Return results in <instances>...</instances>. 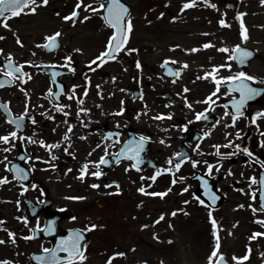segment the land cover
Listing matches in <instances>:
<instances>
[{"label":"flooded vegetation","instance_id":"1","mask_svg":"<svg viewBox=\"0 0 264 264\" xmlns=\"http://www.w3.org/2000/svg\"><path fill=\"white\" fill-rule=\"evenodd\" d=\"M55 1L48 0L47 6L38 8L34 15H20L9 19L8 28L0 27V37H3V39H0V50H2V54H0V80L5 79L2 73L9 55L13 58L14 65L33 64L40 66H26L23 69L24 72L32 77L30 80L25 77L26 83L13 80L11 85L0 88V104H7L10 112V117H6L0 112V136L8 135L15 130L14 126L7 123L6 120L8 118L16 119L18 116L23 115L27 104L28 115L25 117L24 129L22 132H18V137L22 135L31 137L36 141H43L47 145H60V147L51 151V155L56 157L55 160H51L49 151L40 147L38 143V149L34 146L35 144H30L26 141L22 143L19 139L15 141L14 147L11 144L0 145V148H11V151L8 152L1 151L2 155L0 156V161H3L0 163V178H7L9 181V183L0 185V221H3L0 224V228L7 229V231L0 230V240L5 241L4 244H0V261H7L8 264H13V260H24L26 256L30 260L32 253L40 252L50 246V237L52 235L70 229H80L85 232L87 239L84 253H86L90 241V231H85V229L92 225L87 223L94 218V215L101 214L103 216L107 213L106 210L112 198L110 188H117L116 185H119L117 189H123L122 191L130 190L129 183L122 180L123 177L118 172L122 165H128L134 173L150 171L156 174L158 170L172 169L174 171V165H170L168 161L174 157H179L180 160H186L187 162L182 164L177 173L182 178L189 176V179L196 184L197 193L198 177L205 176L207 159L214 156L216 152L214 146L225 145L229 141L233 145H239L241 149L247 148L251 151L256 162L253 163L252 157H248L239 151L237 154L223 160L217 156V163H219L218 166L221 171L215 177V170H213V175L209 177V182L217 192L220 202L217 207L208 208L218 211L221 218H229V214L224 215L223 212H226L224 211L226 204H231L232 224L237 228H242L243 240L249 239L256 232L264 233V227L254 222L255 220H264V213H253L252 211L253 208L259 209L258 203H261L260 197L256 198V195L259 194V184L250 183V178H256L258 182L260 173L264 175V166L261 164V162H264V147H260L261 143H264V136L260 135V132H264V119H257L256 124L250 123L251 118L256 113L264 111V94L249 102L244 118L239 119L235 127L226 128L224 125L230 124L231 119L227 117L221 119L225 111L223 106L230 104L232 96L226 95V86L222 85L218 96L213 97L216 100V104L209 107V104H205L203 101L212 94L216 85L211 78L197 79V77H203L206 73L211 72L213 68H220V71L216 74L217 78H227L239 72H244L255 78V83L249 82L251 87L264 90V83H262L264 81V45L262 52L255 45V31H260V29H255L256 26L247 21L249 18H246L245 15L248 13L239 11V2L234 0H209L210 3L215 5V8L206 7L203 3H198L197 7L183 12L180 9L184 3H181L177 7L178 11L174 13L167 10L169 9L170 0H161L164 6L160 12H157L155 19H151V21L146 20L149 10L147 7L146 11L140 15V21L142 22L143 19L145 25H152V29H147V32L158 39L160 35L168 34L171 42L164 43L161 48L163 54L166 55L161 56L160 59L156 56L150 70L151 73L144 76L141 68L144 66L148 67V65L143 59L145 58L144 49L138 47L135 51L136 55H138V60L134 64L136 66V63L139 62L141 65V68L137 70L140 71V84L130 88V95L121 100L123 102V104L121 103L123 110L121 111L117 108L115 112L121 114L113 115L112 113L111 115L110 113L105 114L103 111L102 117L98 119L95 114L96 110L93 109V117L88 121H83V125L81 120L78 121L76 119L81 131L79 136H84L87 143L90 141L91 136H93L91 141H95L92 134L96 132L100 133V140L111 144L113 140L118 139L119 143L114 144L113 150H107L108 153H116L119 146L128 139L130 134L137 140L140 136L146 137L145 158L151 160L153 168H144L137 171L127 161L116 162L114 157H111L112 155L105 156L104 150L95 155L92 149H87L89 146L87 143L85 151L79 152L78 144H76L78 130L73 125L72 132L69 134L70 139L68 141L63 140L68 128L64 121L69 120L73 116L66 107L64 111L68 113L67 117L60 112H56L54 105L66 106L68 99L62 95L58 100H51L47 94L49 89L55 93L60 88H63L68 95L72 94L71 90L73 88L79 93L85 87H80L78 82L83 79V74L89 70L88 65L79 69L78 61L74 57L71 63V67L75 70L74 72H69L67 68L61 67L65 63L62 52L68 49V44L62 40L61 36L57 41L58 47L53 51H45L41 48L40 52L43 53L44 58L39 59V62L30 59L29 55L26 57L27 50L24 49L27 45L26 41L29 39L28 36L32 24H34L32 29L38 32V29L42 30L46 27V17L50 16L51 13L53 15L52 19L56 20L55 15L58 13L56 7L54 5L50 6ZM122 1L127 3L130 8L128 17L130 19L132 6L128 0ZM102 2L104 3L103 0ZM256 2L259 3L260 0H256ZM66 7L70 8L71 6L67 5ZM151 7L153 9L152 5ZM195 8L198 10V28L189 29L187 31L188 34L183 33L184 29H176L175 31L173 26H181L185 22L184 19L181 20L176 18V16L180 13H182V16L187 15ZM156 9L158 10V7L153 10ZM138 11L140 12L141 9ZM100 13L102 14V11ZM240 14H243L242 22L247 30V40L243 42L240 37L241 21L237 20V16ZM57 16H61V14L59 13ZM221 20L228 24L229 27H221L219 23ZM101 23L105 25L102 19ZM54 26L48 36L60 31L59 24L54 22ZM69 28L75 29L76 24L70 25ZM110 31L112 34L113 30L110 29ZM111 34L109 32L106 35L105 44H107ZM258 34L259 39H261L258 42L261 43L264 40V30ZM175 35H185L189 43L184 46L174 45L172 42H175ZM74 36L73 30H71V42ZM17 38H19L23 47L16 43ZM45 42L44 38L42 45ZM205 44H210L212 47L204 48ZM237 45L253 54L251 59L243 65L237 64L235 61H229L230 53L226 54L218 51L219 48L231 50ZM192 49H197L198 51L193 52ZM17 54H20V56H16ZM120 54H122V58L125 57L124 51L120 52ZM128 57L130 58L131 56L129 55ZM165 61H176V63H169L162 68L161 65ZM111 62L114 61H109L108 63ZM256 62L259 63L257 67L254 66ZM185 64L188 67L182 69L181 66ZM226 64L229 67H221ZM169 70L179 71L181 73L179 78L168 75ZM53 72L59 73L55 77V84L51 83V73ZM173 80H175V83L172 82ZM185 89H188V91L185 92ZM234 95L238 98V94ZM92 98L93 102L102 100L98 91H94ZM32 99H36L37 102L32 103ZM18 100H22V103H17ZM23 100H28V102L26 101L27 103H25ZM227 110L231 111V108ZM41 113L51 115L52 119H49L48 115H41ZM198 113H206L207 120H196ZM156 116H170L171 119H153ZM33 118L36 121L35 124L31 123ZM134 119L135 123L133 122ZM54 120H58L60 126L64 124V127L55 126ZM256 125L259 126V130ZM82 132L87 133L88 137ZM237 132L241 134L242 139H236ZM111 133H119V135L118 137L113 136L112 140H105L104 137ZM85 139L82 140L85 141ZM161 141L164 142L161 143ZM66 147L72 153L66 154L64 150ZM225 149V147H221L220 151ZM228 150L230 153L234 149L229 147ZM76 153L80 154L84 161H78V158H75ZM22 155H27L29 159L27 161L19 159ZM102 156L105 157L108 163L100 166L102 175L99 178H95V181L98 180L99 182L98 188L91 187L93 183L88 182V176H84L83 181L78 179L81 175L80 172L77 177V184L71 182L70 187H66L61 191L54 189V194H51V191L40 178L42 174L40 172L37 173V167L35 166L37 164L46 165V167L52 165L51 171L58 175L63 171L64 167L70 165L72 159L81 169L89 161L93 162V164L98 163ZM238 160L244 171L238 166L235 169H231L234 164H237ZM192 161L199 162L196 168L192 167ZM57 162H60V165ZM6 166L8 168L13 166L23 168L29 175H32V181L27 184V180H16L14 173L7 171ZM95 171L96 168L90 165L88 173ZM229 171H231L232 175H228ZM245 171L249 173L248 181L246 179L241 181L232 180L231 187L228 183H224L226 188L220 186L224 175L238 178V176L247 175ZM162 175L166 177L172 176L168 174ZM37 176L40 177L37 179ZM192 177L195 179H192ZM46 179L49 185L51 183L55 185L56 180H52L51 177ZM106 185L111 186L106 187ZM230 191L234 192L233 194L230 193L232 196L229 195ZM89 194L92 195L90 198ZM115 195L118 194L116 193ZM74 198H82L83 201ZM204 204L207 205L206 203ZM47 221L53 224V233L44 237L41 231L38 230L43 229ZM9 231L14 233L16 241L14 244L9 239ZM28 236H33L34 238L31 240L24 239V237ZM254 241L264 244V236L258 237ZM31 243L45 244V246L31 251Z\"/></svg>","mask_w":264,"mask_h":264},{"label":"rangeland","instance_id":"2","mask_svg":"<svg viewBox=\"0 0 264 264\" xmlns=\"http://www.w3.org/2000/svg\"><path fill=\"white\" fill-rule=\"evenodd\" d=\"M132 6V14L130 20L132 22V32L129 34L126 49H136L142 47L145 54V63L148 67L141 68L142 75L147 76L151 73L152 64L154 59L163 55L161 48L164 43H170L171 39L168 34H162L159 39L149 32L147 29H152V25H145L143 19L140 21V15L149 8L147 12L146 20L151 21L157 16V12H160L164 6L161 0H128ZM240 4L239 11L248 13L247 21L253 23L255 29V45L263 49L264 40L259 43V34L264 30V5L256 0H234ZM247 1V3H246ZM252 1V2H249ZM77 0H56L52 2L50 6L54 5L56 11L61 16H56V20L52 19L53 15L46 17V27L42 30L32 29L30 26L29 39L26 41V57L30 56L35 62H39V59L44 58L41 53V47L43 40L53 30L54 22L60 25V33L62 40L68 44V49L62 52L63 59L71 56L78 61V68L89 65L91 61L95 60L105 50V37L111 31L104 24L101 23V16L99 13L84 12L83 8L80 9L79 20H82L84 16H91L90 19L83 23L79 20L75 23L76 28H69L73 25L71 21L65 22L62 17L67 16L71 10L74 9ZM102 0H83L84 4H93L94 7H98ZM186 0H170L168 11L177 12V7L181 3H185ZM70 5V8L66 6ZM158 7V10H153ZM141 9L139 12L138 10ZM49 10V9H48ZM251 14L250 16H248ZM145 16V15H144ZM176 18L185 20L184 25L173 26L175 29L183 30V33H187L189 29L198 28V10L195 8L192 12L182 16V13L178 14ZM145 20V18H144ZM145 20V21H146ZM71 30H73L74 39L71 42ZM75 30V31H74ZM35 31V32H34ZM174 45H182L189 43L185 35H175ZM79 49V51H76ZM135 51L130 54L125 53V57L122 58V54L117 57L114 62L106 63L96 71L90 69L83 74V79L79 80L80 87H85L77 93V99L74 101L67 100L66 108L71 112L73 116L68 121V124L74 126L77 131L76 144H78V151H85L86 139L83 141L80 139L79 133L80 126L76 122V119L82 121H88L93 117V109L96 110V117L100 119L103 111L105 114H114L116 109L123 110L121 100L130 95V88L136 87L140 84V71H137L134 62L138 60V55ZM154 53V54H153ZM153 54V55H152ZM131 56L130 58L128 56ZM16 56H20L17 54ZM73 60V59H72ZM255 67L259 66V63L254 64ZM96 67V65H93ZM87 89V96H84V91ZM123 89L124 91H121ZM98 91L101 101L93 102V93ZM83 99V104L78 105L77 100ZM28 100H23L27 103ZM32 103H36V99L31 100ZM17 103H22V100H18ZM87 110V114H82L79 118L77 112L79 108ZM100 115V116H99ZM135 123V119L133 120ZM55 126L64 127V124L60 126L58 120H54ZM67 124V126H68ZM64 129V128H63ZM65 130V129H64ZM80 131V132H79ZM86 134L85 132H82ZM38 135V134H36ZM95 141L92 142L93 136L88 141L87 149H92L95 155L107 150H113L115 145L110 142L100 140V133L94 134ZM84 137V136H82ZM88 137V135H87ZM101 145V147H97ZM111 145L110 147H108ZM38 149L37 144L34 145ZM76 150V148H75ZM77 151V150H76ZM77 151V152H78ZM72 151L68 150V153ZM216 153V152H215ZM207 159V165L217 166V155ZM221 154L227 155L229 153L228 148L220 151ZM2 155L0 151V156ZM73 155V154H72ZM78 161H84V158L80 154L75 155ZM90 162V161H89ZM87 163L89 166L93 165V162ZM216 162V163H215ZM60 165V162H57ZM65 164V163H64ZM37 173L40 172V177L46 187H48L51 194H54L53 190H64L66 187H70V183L77 184V177L80 175V169L75 164L74 159L70 162L69 166L64 167L63 171L58 175L51 171V166L37 164ZM239 167L243 170V166L234 164L231 169ZM245 168V167H244ZM71 169V171H69ZM128 169L127 171H125ZM246 169V168H245ZM215 170V168L213 169ZM93 171V170H92ZM215 171V177L220 173ZM244 171V170H243ZM91 172V171H90ZM119 175L123 177L122 180L127 181L130 185V190L122 191L117 188H110L111 201L105 215H94L89 224L95 225L96 228L90 231V241L87 251L85 253L86 259L83 264H106L110 257L116 256L112 260V264H208V257L215 245V238L212 235V224L209 220V212L211 211V217L217 224V236L219 237V254H222L231 264H237L233 257H236L241 261V264H264V244L256 243L254 240L242 239V228H237L232 224V213L230 212L231 204L224 207V215L229 214V218H221L218 211L209 209L202 206L197 199H194L196 194V184L187 178H183L179 181V173H175V176H157L155 182L150 177L156 175L154 172L142 171L134 173L128 165H122L118 169ZM247 175L236 177L223 176L220 182L221 187H225L224 183H228L231 187V181H241L246 179ZM88 182L99 185L98 180L95 181V176L91 173H87ZM245 176V177H243ZM47 177H51L52 180H56L55 185L47 183ZM144 177L145 179H141ZM94 178V179H93ZM178 179L175 185H172V180ZM58 180V181H57ZM35 183V182H34ZM247 186V185H246ZM144 187L146 193H165L167 195L161 198L159 195L141 194L138 189ZM171 188V191H168ZM187 188L188 191L183 190ZM226 188V187H225ZM118 195H115V194ZM234 193L233 191L229 192ZM92 195L89 194V198ZM198 197V196H197ZM239 198V196H238ZM201 200V199H200ZM83 201V199H79ZM187 202V203H186ZM231 203V202H229ZM175 212L176 215H172ZM184 213H187L185 215ZM163 216L161 220L160 217ZM84 220H86L84 218ZM157 221H159L157 223ZM146 226V227H145ZM45 246V244L31 243L30 249L35 250ZM249 249L251 251L249 252ZM118 253H123L122 256H117ZM247 255L248 259L242 258ZM13 264H30L29 259L26 256L24 260L15 259Z\"/></svg>","mask_w":264,"mask_h":264},{"label":"snow or ice","instance_id":"3","mask_svg":"<svg viewBox=\"0 0 264 264\" xmlns=\"http://www.w3.org/2000/svg\"><path fill=\"white\" fill-rule=\"evenodd\" d=\"M198 3H203L206 7L215 8V5L210 3L209 0H186V2L182 5L180 11L183 12L187 9H191L198 6ZM260 3L264 5V0H260ZM48 4V0H0V27L8 28V20L11 18L19 17L20 15H34L37 12V9L40 7H46ZM83 8L84 12H91L93 14L99 13L103 11L105 14L101 16V19L104 21L105 25L112 29V35L109 37V40L105 46V50L91 63L88 65V68L91 71H96L98 68L102 67L104 64L108 63L109 61H115L117 59V56L120 52L124 51L126 54H130L132 51H135L134 49H126V44L128 42L129 34L132 32V22L128 18L130 13L127 7L122 5L120 3V0H107V7H105V4L103 2L99 3L98 7H94L93 4H84L83 0H77L73 11L67 15L62 17V19L65 22L71 21L73 25L79 20L80 17V9ZM56 15H59V13H56ZM242 16L243 14H240L237 16V20L241 21L240 26V37L241 41L247 40V30L245 29L243 22H242ZM91 16H84L82 20H79L80 23L85 22L86 20L90 19ZM220 26L223 28L229 27L228 24H226L223 20L220 22ZM61 36L60 32H56L55 34L45 37V43L43 45H37V47L43 48L45 51H53L55 48L58 47V38ZM0 39H3V37H0ZM16 43L23 47L22 43L20 42L19 38H17ZM204 48L212 47L210 44H205L203 46ZM76 51H79L77 49ZM193 52L198 51L197 49H192ZM219 52L229 54V61H235L237 64L243 65L246 61L250 60L252 57V53L246 49L241 48L239 45L235 46L231 50L228 48H219ZM0 54H2V50H0ZM72 63V57L67 56L65 57V63L61 65V67L67 68L69 72H74L75 70L71 67ZM173 63L175 64L176 61H165L161 67L164 68L167 66V64ZM93 65H96V67H93ZM40 67L38 65L28 64V65H14L13 58L11 55L7 57V60L4 64V71L3 76L5 77L4 80H0V88H4L6 86H9L12 84L13 80L19 81L20 83H26L27 80H30L32 77L30 74L23 71L25 67ZM55 67V66H52ZM188 65H182L181 68H187ZM221 67H229L228 64L223 65ZM136 68L139 70L141 68V65L139 62L136 63ZM230 70V68H229ZM220 71V68H213L211 72L206 73L203 77H197V79H209L211 78L212 82L216 85L215 90L212 92V94L207 97L203 103L209 104V107L211 105L216 104V100L213 99V97H217L218 93L220 92L221 86H226V95L232 96L230 104L224 105L225 111L223 113V116L221 119L224 118H230L231 123L225 124L224 127H235L236 123L239 119L244 118V113L247 109V106L249 102L254 101L257 99V97H260L262 94H264V90L257 89L254 87H251L249 82L255 83V78L247 75L244 72H239L238 74L227 77V78H217V73ZM168 75L174 76L176 78H179L180 72L179 71H172L169 70ZM59 75V73L53 72L51 73V83L55 84L56 80L55 77ZM27 77V80L25 79ZM175 83V80L172 81ZM264 83V81H262ZM23 90V89H22ZM72 94L68 95L63 88H60L57 92L53 93L51 89L48 91V98L51 100H58L60 96L64 95L67 97V99L72 100L76 99V92L75 88L72 90ZM121 91H124L121 89ZM185 92L188 91V89L184 90ZM238 94V98L236 95ZM84 96H87V89L84 91ZM83 99H78L77 104L82 105ZM123 104V102H121ZM67 106L64 105H54L55 111L62 113L65 117H67L68 113L64 111V108ZM190 107V105H189ZM231 108V111H228L227 109ZM28 105H25V112L23 115L18 116L16 119L8 118L6 120L7 123L10 125H13L15 130L11 131L8 135L0 136V145H9L11 144L12 147L15 146V141L19 139L22 143L27 142L30 144H39L40 147L45 148L47 151H49L50 159L55 160L56 157L54 155H51V151L55 148L60 147L59 144L55 145H47L43 141H36L32 139L31 137H24L20 135L18 137V132H22L24 129L25 124V117L28 115ZM0 112H2L6 117H10V112L8 109L7 104H0ZM82 114H87V110L83 109L82 107L79 108L77 112V117L79 118ZM121 113H114L113 115H120ZM41 115H48L47 113H41ZM49 119H52L51 115H48ZM207 114L206 113H198L196 115V120H207ZM153 119L161 120V119H171V117H163V116H156L153 117ZM257 119H264V111H261L259 113H256L250 120L251 124H256ZM31 123L35 124V119H31ZM64 123L68 124V121L65 120ZM219 123V121H217ZM81 124L83 125V121L81 120ZM258 130L259 126L256 125ZM72 132V125L68 124L67 131L65 135L63 136L64 141H68L70 139V133ZM119 133H111L107 134L104 139L105 140H112L113 136L118 137ZM227 135V134H226ZM261 136H264V132H260ZM85 137H80V139H84ZM236 139H242V136L239 132L236 133ZM147 142V138L144 136H140L137 139H133L128 144H125L123 148H121L116 153H108L107 149L105 148V156L112 155L116 161H119L121 159H127L129 161H134L132 167L135 168L137 171L140 170L139 165L142 163L140 160V153L144 151V145ZM164 141H161L163 143ZM119 143L118 139L113 140V144ZM109 145L108 147H110ZM70 147V145H68ZM68 147H66L65 153L68 154ZM97 147H101V145H97ZM216 148V155L220 157L221 160L226 159L232 155L237 154V152H242L248 157H252V162L255 161V157L253 156V153L249 151L247 148L241 149L239 145H233L231 141L225 145H216L214 146ZM233 148V152H230L227 154V156L220 153V148ZM260 147H264V143H261ZM0 151L8 152L11 151L10 147H3L0 148ZM91 155V153H89ZM6 159V157H5ZM21 160L27 161L29 157L27 155H22L19 157ZM174 160L176 161L174 163ZM3 161H0L2 163ZM187 162L186 160H180L179 157H174L173 159H170L168 163L170 165H174V171L172 169H166L163 171H157L156 175L150 177V179L155 182L157 176L162 174H168L175 176V173L179 172L181 166L183 163ZM108 161L105 159L104 156H102L98 163L93 164L92 166L96 168V171L91 173L96 178H99L102 175V172L100 171L101 165H107ZM192 167L196 168L198 166L197 161H192ZM262 166H264V162H261ZM89 165L85 164L81 167L80 172L81 175L78 177L81 181H83L84 176L88 173ZM215 168V171H219V166L214 165H207V170L205 172V176L211 177L213 175V169ZM6 170L14 173V178L16 180H27L28 178V172H26L23 168L13 166L12 168H8L6 166ZM126 169L125 171H127ZM71 171V169H69ZM228 175H232L231 171L228 172ZM141 179H145L144 177H141ZM200 180L201 187L203 189L202 195L207 198L208 201H210V204L205 205L203 200H200L199 197L194 196V199H197V201L205 207H211V205H214L216 201L219 199L217 195H215L211 187L208 183V180L204 179L203 177H198ZM183 178H179V181H182ZM178 179L172 180V185H175L177 182H179ZM9 183L7 178H0V185ZM251 184L259 183V185L264 188V176L260 178V180L257 182L256 178H250ZM111 185H106V187H110ZM92 188H98L99 185L92 184ZM118 188L119 185H116ZM138 191L141 194H149V195H159L161 198L163 196L167 195V192L165 193H146V190L144 187H141L138 189ZM168 191H171V188H169ZM184 192H187L188 189L185 188L183 190ZM22 194V193H21ZM74 199H82V198H74ZM261 203L259 209L253 208V213L260 212L264 213V192L261 193L260 197ZM187 203V202H186ZM243 207V206H241ZM187 215V213H184ZM172 215H176L175 212L172 213ZM160 219H163V216L160 217ZM209 220L212 224V235L215 238L216 242L213 247V250L211 251L209 257H208V264H226L225 258L222 254H219V237L217 236V224L214 219L211 217V211L209 212ZM159 221H157L158 223ZM257 224H260L262 227H264V220H255L254 221ZM3 221H0V224H2ZM25 223H27L25 221ZM146 227V226H145ZM96 226L91 225L88 228L85 229V231H93L95 230ZM2 231H7V229L0 228ZM40 231H43L47 235H51L53 233V224H48L46 228L40 229ZM9 239L14 244L15 238L14 233L8 232ZM264 236V233L256 232L253 233L252 236L249 238V240H255L258 237ZM33 236L24 237L26 240L33 239ZM84 241V232L76 231L71 233L68 238L62 239L59 241V243L54 248H44L43 255L34 257V259L38 262V264H83L84 260L86 259L84 255V250L82 247V243ZM5 241L0 240V244H4ZM251 249H249V252ZM63 253L64 255L61 256L60 254ZM123 253H118L117 256H122ZM116 256L110 257L109 260L106 262V264H112V260L115 259ZM243 260H247L248 256L245 255ZM233 260L237 261V264H241V261L238 260L236 257H233ZM0 264H8L7 261H0Z\"/></svg>","mask_w":264,"mask_h":264},{"label":"water","instance_id":"4","mask_svg":"<svg viewBox=\"0 0 264 264\" xmlns=\"http://www.w3.org/2000/svg\"><path fill=\"white\" fill-rule=\"evenodd\" d=\"M120 3L122 4V2L120 1ZM123 5V4H122ZM125 5V4H124ZM105 7H107V0H106V5H105ZM105 13L103 12V15H104ZM134 138H131V137H129V139L123 144V145H121L120 147H119V150L121 149V148H123V146L125 145V144H128L130 141H132ZM118 150V151H119ZM121 160H127V159H121ZM140 160L142 161V163H140V165H139V167H142V166H144V167H147V166H149V161H147V160H145L144 159V157L142 158L141 156H140ZM131 162V164L133 165V163H134V161H130ZM260 186V185H259ZM200 188H201V190L199 191V194H200V196L203 198V199H205L206 201H208L207 200V198L206 197H204L203 195H202V192H203V189H202V187L200 186ZM260 192H259V196H261V193L263 192L262 191V187L260 186ZM212 190V189H211ZM212 192L216 195V193H215V191L214 190H212ZM259 205H260V203H259ZM77 230H72V231H69V232H66V233H63V234H60V235H55L54 237H52V244H51V248H54L58 243H59V241L60 240H62V239H65V238H68V236L72 233V232H76ZM42 232V231H41ZM42 234L44 235V236H47V234H45L44 232H42ZM84 240H85V238H84ZM82 247L84 248V241H83V243H82ZM50 248V249H51ZM44 253L42 252V253H36V254H32L31 255V260H32V262H33V264H38V262L34 259V257H37V256H41V255H43ZM61 256H63L64 254L63 253H61L60 254ZM226 264H228L227 262H226Z\"/></svg>","mask_w":264,"mask_h":264}]
</instances>
